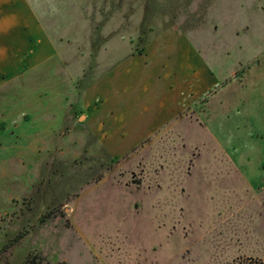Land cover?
Listing matches in <instances>:
<instances>
[{"label":"rangeland","instance_id":"374dc122","mask_svg":"<svg viewBox=\"0 0 264 264\" xmlns=\"http://www.w3.org/2000/svg\"><path fill=\"white\" fill-rule=\"evenodd\" d=\"M28 1L55 57L0 86V264H264V0ZM168 36L218 81L134 143L111 106Z\"/></svg>","mask_w":264,"mask_h":264},{"label":"crops","instance_id":"0c3cea01","mask_svg":"<svg viewBox=\"0 0 264 264\" xmlns=\"http://www.w3.org/2000/svg\"><path fill=\"white\" fill-rule=\"evenodd\" d=\"M168 37L170 40L177 41L178 45L169 46L167 52L169 61L165 62L163 59L159 63L158 70L155 71L154 68L147 70L149 76L146 78V88L134 92V97H137L136 104H127L128 102L122 98L128 96L125 94L127 92L125 88L121 103L118 102L119 97H117L115 105L111 106L114 107L113 126L118 127V130L114 132L121 133L120 136L128 139H134V143H139L140 139H148L157 135L166 124L181 121L187 111L194 112L203 95L218 81L211 69L206 67L198 50L185 41L179 42L176 36ZM154 55L161 56L158 52H154ZM53 57H55V52L52 41L43 29L29 1L0 0V86L20 74L41 67ZM134 63L133 66L126 67L125 70L119 72L120 75H124V79L132 77L136 71L135 68H138V61ZM141 71L142 69L139 72ZM138 74V79L141 81L145 74L142 72ZM123 84L126 85V81ZM141 91L145 92L141 93ZM132 96L133 94L129 95L128 99L134 98ZM134 114L142 116V119L137 122L130 119V116ZM110 136L111 134H108L107 138ZM146 164L141 166L145 171H142V174L151 176L147 180H151L152 183L158 178L155 173H162L167 165L164 163ZM141 183H143L142 180L132 186H139Z\"/></svg>","mask_w":264,"mask_h":264},{"label":"trees","instance_id":"16d2710c","mask_svg":"<svg viewBox=\"0 0 264 264\" xmlns=\"http://www.w3.org/2000/svg\"><path fill=\"white\" fill-rule=\"evenodd\" d=\"M232 264H263L260 260L252 258H238Z\"/></svg>","mask_w":264,"mask_h":264}]
</instances>
